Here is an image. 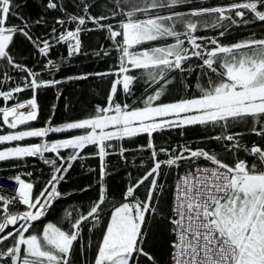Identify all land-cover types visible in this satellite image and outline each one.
<instances>
[{"label":"snow or ice","instance_id":"obj_1","mask_svg":"<svg viewBox=\"0 0 264 264\" xmlns=\"http://www.w3.org/2000/svg\"><path fill=\"white\" fill-rule=\"evenodd\" d=\"M81 5L83 15L57 19L61 31L53 27L51 37L34 39L15 0H0V69L24 74L21 83L0 90V101L16 100L0 107V123L15 130L0 135V145L27 138L42 141L6 147L0 150V161L38 157L51 168L38 192L20 174L9 177L15 190L0 191V264H72L83 233L100 225L109 204L108 189L102 182L112 142L141 134L149 138L150 167L126 188L122 202L112 205L91 264H160L145 246L149 220L157 216L170 225L169 264H264V33L250 32L230 44L220 39L233 29L264 26V0H230L216 6H197L193 0H110L99 5L102 10L96 15L91 10L97 4L81 0ZM46 7L57 9L58 5L47 0ZM13 19L19 23H11ZM67 23L75 24L74 30L65 27ZM208 29L218 35L198 34ZM91 31L107 33L111 50L101 46L95 54L115 53L116 66L108 72L67 79L113 77L106 105H97L89 117L61 126L30 127L38 118V91L62 81L40 79V72L17 62L12 54L15 38L23 36L43 57L54 43L65 44L68 57H73L82 54L81 33ZM44 67L60 70L51 59ZM0 75V88L13 80L6 71ZM189 75H195L194 85L187 80ZM141 82L143 106L117 101L120 92L132 97ZM176 89L185 95L164 103L161 98ZM26 90H31V98L17 100L16 94ZM18 126L25 130H16ZM193 126L218 129V134L206 139L220 145L223 155L202 147L194 149L188 143L171 149H157L153 143L154 133ZM238 126L243 130H234ZM73 130L80 134L44 139L50 133ZM252 135L258 140L245 142ZM88 146H95L100 160L98 199L83 211L66 212L67 227L45 223L64 195L59 190L61 182L73 162L84 158L81 153ZM62 150L70 151L65 156ZM126 151L121 146L119 155L124 157ZM45 153L53 157L46 158ZM161 154L166 158L160 159ZM199 161L206 163L201 166ZM181 162L191 167L176 181L171 215L163 216L158 193L164 185L159 180L165 168H179ZM142 186L146 189L143 199L137 195Z\"/></svg>","mask_w":264,"mask_h":264},{"label":"trees","instance_id":"obj_2","mask_svg":"<svg viewBox=\"0 0 264 264\" xmlns=\"http://www.w3.org/2000/svg\"><path fill=\"white\" fill-rule=\"evenodd\" d=\"M57 3V9H48L46 7L47 0H15L19 5V13L27 20L29 24L30 34L33 38L46 39L52 36V28L56 27L58 32L62 29L56 24L57 19L67 20L70 15H83L81 0H54ZM88 3L97 4V8L91 10L93 15L98 14L102 8L99 5H104L110 0H86ZM199 6L201 3L207 6H216L221 3H228L230 0H193ZM184 10H187L185 6ZM41 23L37 24L36 21ZM11 23H19L13 19ZM115 21H113L114 23ZM70 30L75 28V24L67 23L65 25ZM87 27H94L88 24ZM250 32H255L258 36L264 33V26L259 24L250 26L248 28L233 29L230 34L221 37L224 44H230L236 40L246 37ZM199 35L213 36L218 35L211 29L201 30ZM107 33L102 31L82 32V54L68 57L67 46L65 44H55L49 52L47 57L40 56L37 49L31 42L26 40L23 36L15 38V47L12 49L17 62L25 64L34 71L40 72V79L43 80H60V84L54 87L42 88L37 93V103L39 106L38 118L36 121L30 123L32 128L47 127L49 123L52 126H61L64 123L84 119L93 114L97 105L105 106L107 95L110 90V82L113 77H97L90 75L86 80H69L68 77L78 75H85L89 73H103L112 70L116 66L115 56L113 53L110 56H97L95 53L101 50V46L111 50V42L107 40ZM51 59L59 66V71L46 70L45 65ZM2 63V62H0ZM8 72L13 77L12 81H7L3 84L0 90H9L17 83L22 82L23 73H18L10 68L0 69V73ZM2 80V75H0ZM189 82L194 85L195 75L187 77ZM194 91V87L188 90ZM143 82L136 85L134 88V95L132 97H125L122 92L117 97V101L129 104H136L143 106L140 98L144 96ZM185 95L179 89L173 90L171 94H166L162 97L164 103L172 102L173 100ZM17 100L26 101L31 98V90H26L23 93L16 94ZM14 101L2 102L0 107L11 106ZM16 130H25V126H18ZM236 131L243 130L242 127L234 129ZM12 129H8L6 125L0 123V134L5 135ZM183 132V134H181ZM219 133L218 129H205L201 126L188 127L183 130L171 129L163 132L153 134V143L157 149L160 147L176 148L178 145L185 143L190 144L194 149L202 147L214 150L223 155L221 146L214 141H209L206 137L216 135ZM80 134L79 131L73 130L71 133H50L48 137L44 138L49 141L68 138L69 135ZM148 137L146 134H141L137 137L122 141H113L114 147L109 149L111 155L105 158L107 175L102 182L108 189L109 204L102 216L100 225L92 231L83 233L84 239L76 246L72 257V264H91L95 253L96 245L102 239V233L106 227L110 216L111 207L113 204L119 205L122 202V194L126 188L134 183L139 177L144 174V171L150 167L151 158L150 150L147 149ZM258 138L254 135L247 136L245 142L251 143L257 141ZM41 138H27L21 142H9L0 145L16 146L17 144L27 145L32 143H41ZM124 147L128 151L125 152L124 157L119 155L120 147ZM143 146V150H141ZM70 150H62V155H67ZM97 149L95 146L86 147L81 155L84 157L81 160L73 162V167L69 170L64 181L61 182L59 190L64 194L59 201L54 204L50 214L44 220L47 222L58 223L61 226L67 227V220L65 213L79 209L83 211L89 204L98 199L101 181L99 179L100 160L96 155ZM243 155V154H242ZM46 158H52L53 154L45 153ZM166 157L161 154L160 159ZM188 162H181L179 168L163 170V175L160 177L159 183L164 185L162 192L158 193L159 204L158 207L162 210L163 216H170L171 213V191L174 182L175 174L182 169L188 168ZM186 167V168H185ZM94 170V171H93ZM26 172H32L31 177L24 175ZM20 174L23 178L33 182L36 185L38 192L44 182L51 174V168L45 165L38 157L25 158L23 161H0V175ZM87 191H82V189ZM146 189L141 187L137 195L143 199ZM75 215V213H73ZM39 227V225H38ZM90 227V225H89ZM149 237L146 241V248L152 251L160 264H169V241L172 235L169 232L170 225L167 221H161V217L157 216L155 220H149L148 223ZM90 245V246H89Z\"/></svg>","mask_w":264,"mask_h":264},{"label":"bare ground","instance_id":"obj_3","mask_svg":"<svg viewBox=\"0 0 264 264\" xmlns=\"http://www.w3.org/2000/svg\"><path fill=\"white\" fill-rule=\"evenodd\" d=\"M74 30V28H73ZM186 168V167H185ZM189 170V167L186 168V169H182V170H179L176 174H175V177H174V182H173V185H172V191H171V207L173 205V201H174V194H173V189H174V185H175V182L176 180L185 173V171ZM16 175V174H15ZM0 176H8V177H14V174L13 175H0ZM27 180V179H26ZM12 186H7L6 188H2L0 187V191H4V190H12L11 189ZM171 215V213H170ZM171 239H173V237H171Z\"/></svg>","mask_w":264,"mask_h":264},{"label":"built area","instance_id":"obj_4","mask_svg":"<svg viewBox=\"0 0 264 264\" xmlns=\"http://www.w3.org/2000/svg\"><path fill=\"white\" fill-rule=\"evenodd\" d=\"M200 165L204 166L205 163L200 164ZM175 184H176V182H175ZM7 186H12V188H11L12 190H15V188H16V184L14 182L10 181L8 176H0V187L6 188ZM174 189H175V185H174ZM174 189H173V194H174Z\"/></svg>","mask_w":264,"mask_h":264},{"label":"rangeland","instance_id":"obj_5","mask_svg":"<svg viewBox=\"0 0 264 264\" xmlns=\"http://www.w3.org/2000/svg\"><path fill=\"white\" fill-rule=\"evenodd\" d=\"M4 107V106H3ZM0 135H2V134H0ZM6 143H9V142H6ZM21 146H24V145H22V144H20ZM6 147H14V146H4V147H2V148H0V150H3L4 148H6ZM23 178V177H22Z\"/></svg>","mask_w":264,"mask_h":264}]
</instances>
